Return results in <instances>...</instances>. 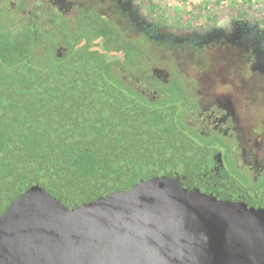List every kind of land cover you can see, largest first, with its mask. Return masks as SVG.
<instances>
[{
	"label": "water",
	"instance_id": "water-1",
	"mask_svg": "<svg viewBox=\"0 0 264 264\" xmlns=\"http://www.w3.org/2000/svg\"><path fill=\"white\" fill-rule=\"evenodd\" d=\"M109 84L84 46L0 65V264H264V191Z\"/></svg>",
	"mask_w": 264,
	"mask_h": 264
},
{
	"label": "flooded vegetation",
	"instance_id": "flooded-vegetation-1",
	"mask_svg": "<svg viewBox=\"0 0 264 264\" xmlns=\"http://www.w3.org/2000/svg\"><path fill=\"white\" fill-rule=\"evenodd\" d=\"M0 3L3 28L19 26L13 34L21 53L36 62L50 58L40 67L7 61L2 68L47 70L84 46L114 88L148 109L173 111L177 128L218 154L239 189L264 191L263 4L190 15L167 12L154 0ZM82 27L94 39L69 49Z\"/></svg>",
	"mask_w": 264,
	"mask_h": 264
},
{
	"label": "rangeland",
	"instance_id": "rangeland-1",
	"mask_svg": "<svg viewBox=\"0 0 264 264\" xmlns=\"http://www.w3.org/2000/svg\"><path fill=\"white\" fill-rule=\"evenodd\" d=\"M189 1L190 3L187 5L184 2ZM156 5H159L162 9L167 12L171 13H178V14H190L194 15L202 11H207L204 5L209 4L212 5L211 9L208 10H222L227 9L230 6H237L247 3H257L263 4L264 0H254V2H249L247 0H243L242 2H237L236 0H154ZM1 5V3H0ZM15 30L8 31L4 29L3 26L0 24V53L5 54L6 56H2L0 54V62L7 65V61L10 62H20V61H30L31 64L34 66H39L45 64L46 62H50V58L45 56L42 57L40 60L33 61L34 59L28 58L25 53H21L19 46L16 45V40L14 39L15 31L19 30V26H14ZM88 39H94L93 35L90 33V30L87 27H82L79 31L75 33L73 37H71L67 44L69 49L72 47L83 43Z\"/></svg>",
	"mask_w": 264,
	"mask_h": 264
},
{
	"label": "built area",
	"instance_id": "built-area-1",
	"mask_svg": "<svg viewBox=\"0 0 264 264\" xmlns=\"http://www.w3.org/2000/svg\"><path fill=\"white\" fill-rule=\"evenodd\" d=\"M236 1L237 2H242L243 0H236ZM247 1L254 2V0H247ZM184 3L188 5L190 2L189 1H185ZM204 7L208 10V9H211L212 5L206 4V5H204Z\"/></svg>",
	"mask_w": 264,
	"mask_h": 264
}]
</instances>
